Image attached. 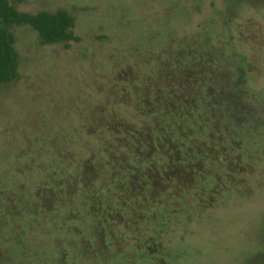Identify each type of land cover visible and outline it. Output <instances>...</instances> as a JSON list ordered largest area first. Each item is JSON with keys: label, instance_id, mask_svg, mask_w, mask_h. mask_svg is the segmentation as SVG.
I'll return each instance as SVG.
<instances>
[{"label": "rangeland", "instance_id": "obj_1", "mask_svg": "<svg viewBox=\"0 0 264 264\" xmlns=\"http://www.w3.org/2000/svg\"><path fill=\"white\" fill-rule=\"evenodd\" d=\"M15 8L65 11L78 41L64 50L12 31L19 79L0 87V264H59L69 228L115 237V251L161 238L165 264H264V0ZM125 107L142 115L119 133L130 157L102 154L104 171L91 146L106 147L88 125L117 126ZM86 159L107 186L77 175Z\"/></svg>", "mask_w": 264, "mask_h": 264}, {"label": "trees", "instance_id": "obj_2", "mask_svg": "<svg viewBox=\"0 0 264 264\" xmlns=\"http://www.w3.org/2000/svg\"><path fill=\"white\" fill-rule=\"evenodd\" d=\"M24 1L25 0H0V87L8 86L19 79V58L14 48V35L12 32L14 28L27 27L30 29L35 34L36 41L40 46L59 45L64 50H67L72 43L78 41V38L73 34V19L65 11L58 10L53 13L40 11L33 14L17 11L15 6ZM159 56L160 54L154 57ZM182 77H184V75H182ZM159 78L161 79V74ZM183 79L185 83H188V87L190 88L192 83L191 76H185ZM173 80L176 81V79ZM197 81L198 79L194 80V82ZM144 95L146 96V94ZM158 111L157 109V112ZM154 113L156 112L154 111ZM141 116L142 115L135 114L134 111H130L129 107H125L123 109H116V112L112 114L115 120L116 118L118 119L119 125L117 126H113V121L104 124L103 127L88 125V135L91 136L93 134L97 136L106 147L104 150L99 151V149L91 146L94 153L100 156L102 162L101 167L104 171H106L105 165H108L109 160L102 157V154H115L120 159L130 157V154L124 149L128 137H120L119 133L124 127L133 125L129 120H133L135 123V121L142 119ZM124 131H126L125 128ZM142 140H144V131L142 128L137 127L135 141L140 142ZM109 151L110 153H108ZM81 162V171L77 173V175H80L83 182L87 180L91 185H94L97 181L93 178H89L93 170L91 160L86 159L81 160ZM91 177H93V174ZM97 184L100 185L101 183ZM101 186L105 187L107 185L103 182ZM166 191L164 187H157L153 193H156V196L160 197L164 195ZM67 233L69 237H63L66 251H64L62 247L57 249L56 260L59 264L64 257H67V261H69L67 264L166 263V261H164V256L168 248L165 244L163 245L164 242L161 238H158V241L151 237H147L145 240L144 238L138 239V243L136 242V244L134 243L131 245L134 248L131 252L128 251L131 249L126 248V250H124L120 247V251L113 250L112 246L116 243L115 237H111V241L107 240L105 242L99 232L94 229L93 236L90 238L79 237L78 235L80 232L74 228H69ZM55 246L59 248V243L57 241L55 242ZM118 255H122V257L119 258ZM119 260H122L123 263L119 262Z\"/></svg>", "mask_w": 264, "mask_h": 264}]
</instances>
